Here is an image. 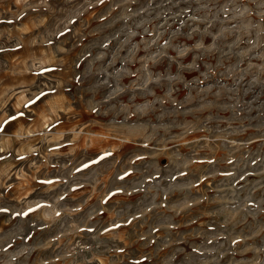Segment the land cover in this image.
Segmentation results:
<instances>
[{"label":"rangeland","instance_id":"1","mask_svg":"<svg viewBox=\"0 0 264 264\" xmlns=\"http://www.w3.org/2000/svg\"><path fill=\"white\" fill-rule=\"evenodd\" d=\"M0 264H264V0H0Z\"/></svg>","mask_w":264,"mask_h":264}]
</instances>
